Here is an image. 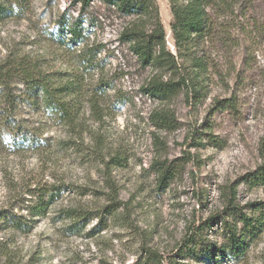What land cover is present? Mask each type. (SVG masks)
<instances>
[{
  "label": "rangeland",
  "instance_id": "rangeland-1",
  "mask_svg": "<svg viewBox=\"0 0 264 264\" xmlns=\"http://www.w3.org/2000/svg\"><path fill=\"white\" fill-rule=\"evenodd\" d=\"M153 1L175 72L142 65L121 35L131 17L101 0H13L19 13L0 22V58L13 48L71 72L82 45L45 36L64 17L80 18L97 49L81 75L76 134L30 106L18 79L7 88L14 97L0 95V116L35 139L21 149L15 128L0 132V211L31 225L0 224V264H264V0H206L204 34L180 49L169 0ZM154 78L185 85L152 96ZM162 111L170 121L154 125ZM155 161L170 168L164 184ZM51 186L60 193L37 215L31 207ZM72 208L86 213L81 225L65 218ZM237 210L260 230L245 233ZM233 228L242 244L231 253Z\"/></svg>",
  "mask_w": 264,
  "mask_h": 264
},
{
  "label": "trees",
  "instance_id": "trees-1",
  "mask_svg": "<svg viewBox=\"0 0 264 264\" xmlns=\"http://www.w3.org/2000/svg\"><path fill=\"white\" fill-rule=\"evenodd\" d=\"M77 3L80 8L88 7L93 0H71ZM106 5L115 8L119 13L130 16L131 19L121 32L122 39L131 44L132 51L136 54L142 65L156 68L168 69L171 72L177 71L178 63L175 56L166 50L165 30L158 14V8L153 0H101ZM173 22L170 24L174 44L177 48H182L193 38L204 34L207 11L206 0H169ZM19 9L13 5V0H0V22L5 19L17 16ZM57 26L53 30H46L45 36L54 45L68 46L82 45L73 66V70L52 69L44 65L38 56L30 53L8 48L4 57L0 58V95L8 101L14 97L11 94L8 84L13 79H18L24 90L22 95L25 101L35 109H40L52 120L61 122L63 125H70L73 132H78L76 98L85 93L84 79L81 75L87 68L96 65L97 49L88 46L85 42V34L80 26L81 19L76 17L72 21L67 18L57 20ZM68 48V49H69ZM41 56V55H40ZM194 79V77H193ZM193 83V82H192ZM185 85V80L180 81H160L155 78L150 80L146 86V91L157 97L167 96L175 91L177 87ZM197 85V82L194 84ZM98 94L96 88H91L86 93V99L94 107L97 105L95 95ZM154 125L167 124L170 116L167 112H157L152 114ZM75 126V127H73ZM15 128L16 138L12 141V146L25 148L35 145V139L27 135L21 126H14L9 116H0V132L2 128ZM76 139L77 136H74ZM72 143L73 140H61L59 143L63 147ZM76 143V142H75ZM78 143V142H77ZM4 145V140L0 136V148ZM157 166L155 171L159 173V182L164 184L170 174V168L163 166L160 161H155ZM156 165V164H155ZM60 186L48 187L45 192L40 191L38 202L31 207L37 215L44 214L48 206L57 198L60 193ZM237 209V207H235ZM239 219L243 224L245 233L259 231L262 222L256 220L257 225L252 224V219L247 217L242 211L237 210ZM65 218L71 223L70 226L81 225L86 219V213H82L77 208L66 210ZM0 224L11 225L18 230H28L31 225L27 224L22 215H16L5 211H0ZM236 228L228 229V247L231 253L237 251L241 246V239L237 237ZM240 236V235H239ZM155 258V254L152 255Z\"/></svg>",
  "mask_w": 264,
  "mask_h": 264
}]
</instances>
